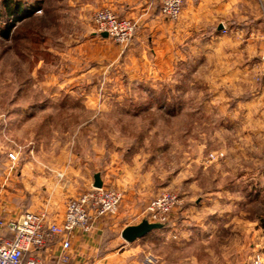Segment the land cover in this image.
<instances>
[{
	"label": "rangeland",
	"instance_id": "obj_1",
	"mask_svg": "<svg viewBox=\"0 0 264 264\" xmlns=\"http://www.w3.org/2000/svg\"><path fill=\"white\" fill-rule=\"evenodd\" d=\"M6 1L20 2L29 9L37 0H0L1 14ZM39 2L42 6L37 10L10 20L0 18V211L8 215L43 212L50 220L60 222L58 217L64 214L66 203L92 189L93 177L99 174L105 189L118 191L119 187L128 186L137 190L133 200H124L119 191L122 201L116 214L103 217L110 222L106 245L116 252L115 259L121 264H146L148 254L154 258V264H159L155 249L149 244L151 234L128 244L120 233L125 226L144 219L148 204L163 193L177 198L165 229L180 234L197 232L202 218L233 215L240 220L233 226L237 232L232 239L234 264H249L256 255L262 258L251 247L259 245L256 248L264 252V240L253 234L264 222V198L255 199L257 177L264 174V118L245 121L239 103L246 94L221 93L229 88L240 89L245 79L237 72L245 70L249 72L251 88L264 84V48L251 59L248 57L247 64L234 61L228 62L226 68L220 63L202 67L203 64L197 65L201 50L197 38L191 40L193 34L187 35L185 46L178 52L184 60L179 66L184 72L183 80L177 83L172 78H157L160 92L150 95L137 90L130 81L123 83L122 76H117L121 56L116 59L115 54H110V46L106 45L107 56L91 45L79 47L85 33L100 35L93 23L96 11L108 8L118 16L110 7L94 5L86 9L78 8L77 3L72 8V18L61 27L55 26V30L54 25L50 27L53 22L47 8L57 6L58 0ZM259 2L264 19V0ZM127 18L136 22L135 18ZM61 22L59 18L58 23ZM5 32L7 37H3ZM45 33L58 41L56 50L61 55L51 67L40 68L42 71L56 68L57 102H67L73 107L54 111L49 118H35L33 112L17 109L44 98L39 88L32 85L36 71H41L36 68V60L48 59L40 51L46 42L41 40ZM107 44L121 53L125 51L108 37ZM234 49L235 55L241 52L239 47ZM96 57L101 63L96 64ZM174 69L173 64L176 73ZM70 74L73 80L68 77ZM27 81L30 88L21 99L17 96L18 88ZM227 97L229 104L225 102ZM220 103L226 106L216 109ZM36 137L41 144L33 143ZM35 145L48 148L42 153L47 159L42 162L45 169L42 174L33 171L38 166L34 159ZM24 165L30 168L27 174H22ZM51 167L54 171L48 169ZM59 167L64 168L60 173ZM19 197L29 205L5 207V198ZM36 198L54 199L55 204L37 206ZM181 240L182 247L174 250L173 256L187 260L181 264H197V248L203 249L197 243V234ZM224 243L225 239L219 238L216 247ZM129 246L136 247L130 251ZM160 250L156 252L163 254Z\"/></svg>",
	"mask_w": 264,
	"mask_h": 264
},
{
	"label": "crops",
	"instance_id": "obj_2",
	"mask_svg": "<svg viewBox=\"0 0 264 264\" xmlns=\"http://www.w3.org/2000/svg\"><path fill=\"white\" fill-rule=\"evenodd\" d=\"M78 1L79 0H58L57 6H54V8H47V11L50 10L49 12H51L48 17L51 19V22H53V24H50V27L52 28L54 25L53 28L56 30L55 26L61 27V25L67 23L69 19L72 18L71 14L74 13L73 9H75L73 6L77 3L78 8H82L83 6L87 7L86 9H88V6L92 8L94 5L95 7L108 6L121 18H135L136 29L134 38L122 53L120 49L107 44V38L102 37L101 34L95 36L92 32H88L87 35L86 33L84 34L83 43H81L79 47L91 45L97 52L102 54L104 52V56H107L106 48L110 46L108 50L110 54H115L116 59L121 56V58L119 57L121 62L119 66L120 70L119 73H117V76H122L123 81H121L123 83L130 81L137 90L140 89L141 92L150 95L160 92L159 88H161V84L157 82V78H164V80L172 78L177 83L183 80L184 72L180 71L179 66L184 60H182L178 52L180 51L179 48L181 49L185 46L187 35L193 34L191 40L197 38V47L201 48L200 53L197 55V65L203 64L202 67H206L210 63H220L226 68L228 62L233 63L234 61L247 64L249 62L248 57L251 59L254 57L252 55H255L256 52L258 53L264 48V19L261 14L263 9L260 6L259 0H186L180 18L177 21H170L161 16L158 5H149L146 0ZM59 18L63 20L60 24L58 23ZM223 29L226 30V33H222ZM192 32H196V35ZM41 40H46V42L40 46V51L44 54V58L48 59L42 60L39 58L36 60V64H38L36 68H39V70H41L40 67L43 66L51 67V64L58 58V55H61V52L56 50L58 41L54 36L45 33V36L41 38ZM224 47L226 48L225 54L223 53L225 52L223 50ZM236 47L241 48V52L239 53L238 51L235 55L234 48ZM228 51L230 52L229 54ZM94 61L96 64L101 63L98 57H96ZM173 64L176 65V69H174L176 73L173 72ZM213 68L216 70L215 67ZM91 69L86 71H91ZM150 70H152V72L149 73ZM229 73H231V75L229 74V78L232 79L233 72L230 71ZM35 74L32 86L38 87L40 91L39 94L44 95V98L42 101L26 107H19L17 111L33 112L32 115L35 118H49L54 111H68L73 107L72 104H68L67 102H57L59 85L56 68H49L48 70L45 68L44 71L37 70ZM125 75H127L126 78ZM237 75H240L242 80L245 79L241 88L222 90L221 94L225 96L231 94L232 96V94L238 93V91L241 95H243V93L246 94L247 97L239 103L241 105L240 109H242V119L250 122L251 120L255 121L256 119L264 118L260 113H264V84H261L259 88L253 89L248 82V71L237 72ZM68 77L73 80V74H70ZM68 77L66 75V79ZM226 77L228 78V76ZM121 81L119 84H121ZM30 84L31 83L28 81L26 83H21V86L18 88L17 96L21 98V96L27 95L26 91L30 88ZM166 87L169 88L171 86L166 85ZM65 93L67 95L68 92L65 91ZM225 102L227 104L231 103L228 97ZM226 103L218 104L216 109L224 108ZM212 104L213 102H210V105ZM48 137L47 140L50 141L51 137ZM37 138L38 137H36V140ZM37 141L33 143H42L41 140ZM46 150H48L47 146L35 145L33 147V151L37 156L34 159L38 166L33 168L36 174L45 173L42 162L44 160L47 161V159L44 158L42 153L44 154L43 151ZM40 153L41 155H39ZM62 168H57L58 173L63 171L64 168ZM28 169L30 168L24 165L22 167V174L29 173ZM48 169L54 171L52 167ZM257 178L258 185L255 199L259 201L264 198V174L260 173ZM6 190H9V187L6 188ZM118 191L123 194L124 200H133V196H135L137 192V190L128 186H121ZM4 201L6 208L14 206V204L16 206L29 205L26 199L22 197L16 199L5 198ZM34 201V205L37 206L51 207L55 204L54 199L36 198ZM244 206L246 207L247 205L244 204ZM5 213L0 211V218L3 220L14 219L19 216V214L16 213H14V215ZM63 215L61 213L58 217L61 219L59 220L60 222L62 221ZM107 222L105 218H101L95 222L89 232L84 233L80 230H75L73 232L70 238V258L67 264H121V262L115 259L116 252L106 245V230L107 225L110 224V222ZM237 222H240V220L233 215H211L210 217L199 220L198 223H200V225L197 226V232H183L180 234L177 231L165 229V226L161 230L150 232L145 237L151 234L150 239L152 240L149 241V244L152 249H155L154 254L158 256L159 264H181L187 261L183 258L182 260L175 258L173 252L174 250L178 251L180 246L182 247L183 242L181 239L196 234L197 243L203 245V249L197 248V264H234L232 258V239L237 233L233 230V226ZM242 223H244V221H242ZM261 226L259 225L258 228L254 229L253 234L255 233V236L259 238L261 236L263 241L264 227ZM152 233L154 234L152 235ZM10 237L11 234L7 229L0 228V239ZM157 238L160 239V241L155 242ZM219 238L225 239V243L221 244L220 248L216 247ZM61 240V238H56L44 248L33 250L28 255L39 259L42 264H61L58 260L61 252ZM228 240H230L229 243ZM159 246L161 250L158 248ZM254 246L251 247V249L255 248L256 250L253 249L252 251L262 255V264H264V252L262 251L263 253H261L258 250L259 248H256V246L258 247L259 245ZM129 247L131 251L133 249L132 247L136 246ZM157 250L163 251V254H159L156 252ZM228 256H230V259H228ZM238 264L248 263L242 262Z\"/></svg>",
	"mask_w": 264,
	"mask_h": 264
},
{
	"label": "built area",
	"instance_id": "obj_3",
	"mask_svg": "<svg viewBox=\"0 0 264 264\" xmlns=\"http://www.w3.org/2000/svg\"><path fill=\"white\" fill-rule=\"evenodd\" d=\"M149 5L157 4L161 16L177 21L186 0H146ZM93 23L98 34H107L115 44L124 49L135 35L136 22L116 16L108 8L95 12ZM14 159L12 155H9ZM122 194L116 190L92 188L66 203L61 222L51 221L43 212H25L17 218L3 220L0 228L7 229L11 237L0 239V264H42L39 259L29 256L31 251L44 248L47 244L61 238L59 262H69L70 238L75 230L87 233L99 219L116 214ZM177 203L173 194L163 193L154 198L145 210L144 218L151 223L166 225L171 210ZM146 264H154L151 255L145 258ZM256 255L249 264H262Z\"/></svg>",
	"mask_w": 264,
	"mask_h": 264
},
{
	"label": "water",
	"instance_id": "obj_4",
	"mask_svg": "<svg viewBox=\"0 0 264 264\" xmlns=\"http://www.w3.org/2000/svg\"><path fill=\"white\" fill-rule=\"evenodd\" d=\"M102 37L107 38V34L103 33L101 34ZM93 188H101L102 187V181L100 179L99 174H95L93 177ZM165 227L164 224L159 223H151L148 222L147 219H142L138 224L136 225H130L126 226L120 233L121 239L125 243H133L138 239L144 238L146 235H148L150 232L154 230H161Z\"/></svg>",
	"mask_w": 264,
	"mask_h": 264
},
{
	"label": "trees",
	"instance_id": "obj_5",
	"mask_svg": "<svg viewBox=\"0 0 264 264\" xmlns=\"http://www.w3.org/2000/svg\"><path fill=\"white\" fill-rule=\"evenodd\" d=\"M3 7H4V12L0 15V18H4L5 20H10L11 18H15L16 16L24 13L27 14L26 12L28 11H34L35 9L41 8V3L39 0L35 1V3L31 4L32 7L27 9L25 5L20 4V2L12 3L10 1L3 2ZM32 9V10H31ZM27 10V11H26ZM12 23L14 20H11ZM7 32V31H6ZM3 33V37H7V33ZM264 227V222L262 223Z\"/></svg>",
	"mask_w": 264,
	"mask_h": 264
}]
</instances>
